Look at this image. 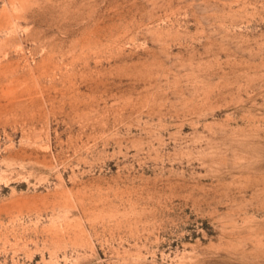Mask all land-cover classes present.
<instances>
[{
  "label": "rangeland",
  "instance_id": "1",
  "mask_svg": "<svg viewBox=\"0 0 264 264\" xmlns=\"http://www.w3.org/2000/svg\"><path fill=\"white\" fill-rule=\"evenodd\" d=\"M0 264H264V0H0Z\"/></svg>",
  "mask_w": 264,
  "mask_h": 264
}]
</instances>
